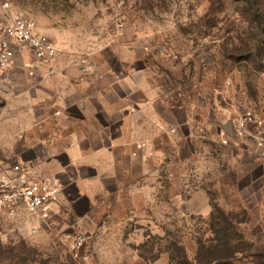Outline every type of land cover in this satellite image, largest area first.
<instances>
[{"label": "rangeland", "instance_id": "1", "mask_svg": "<svg viewBox=\"0 0 264 264\" xmlns=\"http://www.w3.org/2000/svg\"><path fill=\"white\" fill-rule=\"evenodd\" d=\"M6 3L61 57L96 71L105 62L119 69L132 52L192 95L198 121L181 153L193 158L167 165L125 216H104L87 232L57 223L33 233L0 215V264H264V149L255 143L264 139V25L254 11L241 0H0V37ZM9 99L0 87V136L16 124ZM246 111L263 121L248 134L234 126ZM227 123L232 138L222 134ZM14 149L22 151L0 145L1 167L18 161ZM62 231L87 236L77 255L60 244Z\"/></svg>", "mask_w": 264, "mask_h": 264}, {"label": "crops", "instance_id": "2", "mask_svg": "<svg viewBox=\"0 0 264 264\" xmlns=\"http://www.w3.org/2000/svg\"><path fill=\"white\" fill-rule=\"evenodd\" d=\"M18 51L0 72L16 123L0 136V145H20L22 151L10 155L63 188L49 227L26 213L18 219L36 233L57 223L90 231L104 216H125L158 187L167 165L193 158L181 155L186 144L192 146L186 138L198 121L192 95L169 88L132 52L119 69L105 62L99 72L72 57L40 62ZM141 143L145 147L137 150Z\"/></svg>", "mask_w": 264, "mask_h": 264}, {"label": "built area", "instance_id": "3", "mask_svg": "<svg viewBox=\"0 0 264 264\" xmlns=\"http://www.w3.org/2000/svg\"><path fill=\"white\" fill-rule=\"evenodd\" d=\"M6 25L0 37V72L7 69L15 60L18 50H27L40 62H49L60 56V50L53 40L40 31L36 24L22 13L10 10L6 3ZM84 68H90L86 60L80 61ZM236 131L248 134L250 128H260L263 121L258 120L250 111L235 118ZM171 133L177 134V128ZM223 136L227 134L223 131ZM257 150L264 149V139L255 137ZM145 144H137L141 150ZM136 156V154H134ZM63 188L53 176L37 173L30 163L19 161L7 167L0 166V215L16 222L21 214H28L45 227L51 225L56 208L61 204ZM37 232L36 228L32 229ZM60 244L67 252L77 255L87 241L83 233L62 231L58 234Z\"/></svg>", "mask_w": 264, "mask_h": 264}, {"label": "trees", "instance_id": "4", "mask_svg": "<svg viewBox=\"0 0 264 264\" xmlns=\"http://www.w3.org/2000/svg\"><path fill=\"white\" fill-rule=\"evenodd\" d=\"M246 9L249 11H254L253 13V22L258 23L259 25H264V1L263 0H241ZM185 261V259H184Z\"/></svg>", "mask_w": 264, "mask_h": 264}, {"label": "water", "instance_id": "5", "mask_svg": "<svg viewBox=\"0 0 264 264\" xmlns=\"http://www.w3.org/2000/svg\"><path fill=\"white\" fill-rule=\"evenodd\" d=\"M4 90V89H3ZM223 131L228 135V136H233L234 131H233V124L232 123H227L225 126H223Z\"/></svg>", "mask_w": 264, "mask_h": 264}]
</instances>
